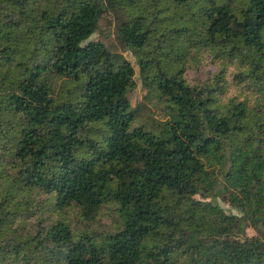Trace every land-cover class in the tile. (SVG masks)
Here are the masks:
<instances>
[{
    "label": "trees",
    "instance_id": "1",
    "mask_svg": "<svg viewBox=\"0 0 264 264\" xmlns=\"http://www.w3.org/2000/svg\"><path fill=\"white\" fill-rule=\"evenodd\" d=\"M125 3L0 0V264H264V0H206L195 33L160 34ZM153 32L192 51L158 82ZM135 64L158 118L132 105Z\"/></svg>",
    "mask_w": 264,
    "mask_h": 264
},
{
    "label": "rangeland",
    "instance_id": "2",
    "mask_svg": "<svg viewBox=\"0 0 264 264\" xmlns=\"http://www.w3.org/2000/svg\"><path fill=\"white\" fill-rule=\"evenodd\" d=\"M130 2L131 0H127V3H125L129 13L134 15L138 12V14L144 18L145 22L154 19V17H160V19H157L156 22L159 34L163 32L160 27H167V29H183L187 27L188 31L192 29L195 33L200 25V20L196 19V17H199L196 13L197 7L206 5V0H197V4L191 3V0H162L160 3H155L154 0H139L136 7H134V4ZM99 3L106 12L105 4H103L102 1ZM160 20L161 23H159ZM36 27L37 26L33 24L32 28L16 30L12 36H10V44H14V47H17V49H15V55L13 54V58L16 60L17 64L14 71L15 75H19L22 72V68L19 65L29 63V59L32 57L31 52L37 42V39L33 36L31 30L35 31L34 29ZM155 32L151 34L148 46L143 49V57L157 62V68L154 65H151L150 70L155 72V80L157 79L156 82H158L161 78V73H168L170 71L168 68L172 67V65L179 61H186L192 51L189 43L190 38L188 36L180 38L174 34V36L168 39H159V34L156 35ZM111 34L112 29H105L102 34L100 33L96 37H106V39L112 40L113 38L111 37ZM127 57L132 61V63L135 62L131 55L127 54ZM187 64L188 62L186 65ZM192 67L193 66H191L189 60L186 74L191 72ZM135 68L137 71L136 87L130 94L132 105L133 107H136L140 102L142 104V102L146 100L145 102L152 110L151 114L158 118L157 96L151 91L148 97L144 98L146 91L144 90L142 81L139 78V69L136 64ZM175 72H177V70H175ZM76 95L77 91L74 89V86L69 85L68 88L64 90L63 98L73 99ZM217 202L228 214L239 215L237 210L233 209L230 205L223 201V198L220 197ZM111 217L112 216L110 215H104L102 223L106 226L110 225ZM249 233L252 235L254 234V231H249ZM181 236L187 239L190 243L195 244L197 242V237L194 233L181 231Z\"/></svg>",
    "mask_w": 264,
    "mask_h": 264
}]
</instances>
